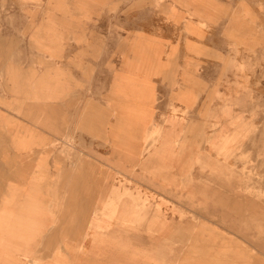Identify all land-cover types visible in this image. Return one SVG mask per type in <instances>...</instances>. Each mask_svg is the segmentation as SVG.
<instances>
[{
	"label": "rangeland",
	"instance_id": "1",
	"mask_svg": "<svg viewBox=\"0 0 264 264\" xmlns=\"http://www.w3.org/2000/svg\"><path fill=\"white\" fill-rule=\"evenodd\" d=\"M0 184L2 264H264V0H0Z\"/></svg>",
	"mask_w": 264,
	"mask_h": 264
},
{
	"label": "crops",
	"instance_id": "2",
	"mask_svg": "<svg viewBox=\"0 0 264 264\" xmlns=\"http://www.w3.org/2000/svg\"><path fill=\"white\" fill-rule=\"evenodd\" d=\"M8 188V189H7ZM10 185H5V186H1L0 184V210L1 209H14L16 207L17 204V197L14 196H9L8 201H2L1 200V195L2 193H7L8 195H10L11 193H17L15 187H13L11 185V189ZM22 193V192H21ZM26 193V191H25ZM30 193V191L28 192ZM26 201H29V198L26 196L25 197ZM19 201V199H18ZM22 201H24V199H22ZM20 202V201H19ZM28 217L27 219L29 220L28 222H25V217ZM31 219V215L30 213L23 214V212H19L16 214V217L13 218V220H11L10 222H6L5 224H2V228H1V222H0V242L1 241H16V237H18V234L21 236L22 233H24L25 230H30L32 228V224L33 222L30 221ZM2 231H7L8 233L2 234ZM13 234H10V233ZM27 240V239H25ZM41 241H48V239H41ZM17 246V244H16ZM2 251H1V246H0V264H2V255H1ZM9 257V256H8ZM6 258V257H4ZM6 261L4 262L5 264H16V261H11L10 258L5 259Z\"/></svg>",
	"mask_w": 264,
	"mask_h": 264
},
{
	"label": "bare ground",
	"instance_id": "3",
	"mask_svg": "<svg viewBox=\"0 0 264 264\" xmlns=\"http://www.w3.org/2000/svg\"><path fill=\"white\" fill-rule=\"evenodd\" d=\"M112 195V194H111ZM105 209V208H104Z\"/></svg>",
	"mask_w": 264,
	"mask_h": 264
}]
</instances>
